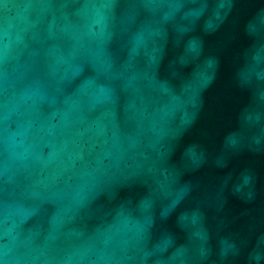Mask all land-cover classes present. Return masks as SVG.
Segmentation results:
<instances>
[{
  "label": "water",
  "instance_id": "obj_1",
  "mask_svg": "<svg viewBox=\"0 0 264 264\" xmlns=\"http://www.w3.org/2000/svg\"><path fill=\"white\" fill-rule=\"evenodd\" d=\"M0 264H264V0H0Z\"/></svg>",
  "mask_w": 264,
  "mask_h": 264
}]
</instances>
